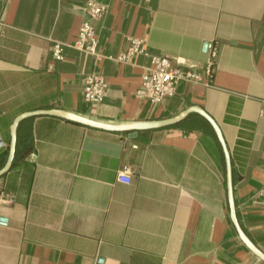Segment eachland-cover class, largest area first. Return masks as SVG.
<instances>
[{
	"label": "crops",
	"instance_id": "crops-1",
	"mask_svg": "<svg viewBox=\"0 0 264 264\" xmlns=\"http://www.w3.org/2000/svg\"><path fill=\"white\" fill-rule=\"evenodd\" d=\"M89 3L105 7L96 53L76 45ZM212 42L208 81L179 79L158 103L140 97L152 56L203 75ZM89 74L107 81L95 103L83 97ZM191 105L221 128L237 218L264 252V0H0V168L24 111L121 124ZM177 122L129 136L55 114L22 119L32 149L0 175V264H264L230 219L218 140Z\"/></svg>",
	"mask_w": 264,
	"mask_h": 264
},
{
	"label": "built area",
	"instance_id": "built-area-1",
	"mask_svg": "<svg viewBox=\"0 0 264 264\" xmlns=\"http://www.w3.org/2000/svg\"><path fill=\"white\" fill-rule=\"evenodd\" d=\"M105 7L89 3L85 9L87 18L84 19L78 29L76 45L83 50L96 53L98 46V39L93 20H97L104 12ZM131 45L129 52H133L140 48V40L136 38L130 39ZM62 48L59 45L55 46V56L61 57ZM207 60L203 66V75L196 71L193 66L182 70L179 61L173 64L172 59L167 55H154L151 57V63L148 70L143 73L141 83L137 88V92L141 98L148 100L151 103H158L164 100L167 96L174 94L175 83L179 79L189 81H208L213 72V66L217 56L216 42L210 43L207 48ZM127 54H121L119 58L126 59ZM107 89V81L101 74H89L86 76L83 88V97L88 102L100 101ZM130 167L123 166L118 172V180L121 182H128L130 175Z\"/></svg>",
	"mask_w": 264,
	"mask_h": 264
},
{
	"label": "water",
	"instance_id": "water-1",
	"mask_svg": "<svg viewBox=\"0 0 264 264\" xmlns=\"http://www.w3.org/2000/svg\"><path fill=\"white\" fill-rule=\"evenodd\" d=\"M206 43L204 44V47H206ZM190 111H195L198 112L200 115H202L211 125V128L213 129L216 138L221 145L223 157H224V162H225V182H226V193H227V200H228V207H229V214H230V219L237 231L238 236L240 239L244 242V244L249 247V249L255 253L258 257L264 260V252L258 248V246L248 237L244 229L239 223V220L237 218V213H236V207H235V202H234V195H233V190H234V184H233V176H232V163H231V157H230V152L228 149V145H226V141L224 140L223 134L221 132V128L218 126L216 121L205 111L202 107L198 105H191L188 106L185 110H183L181 113L178 115L165 118V119H158V120H145L144 121H134V122H126V123H121V124H113V123H107V122H102L99 120H94L91 118H88L86 116H82L77 113H73L67 110L63 109H58V108H51V109H36V110H31V111H24L19 113L18 115L15 116L13 119L11 125H10V142H9V150H8V156L6 158V161L4 165L0 168V175L5 173L7 170L12 165L14 155H15V150H16V142H17V126L18 123L25 117L34 115V114H39V113H48V114H55L58 116H62L64 118H68L71 120H75L78 122H82L84 124H88L91 126H96V127H101V128H106V129H113V130H128L129 136H135L136 135V130L140 128H150V127H158V126H163V125H168L172 124L174 122L179 121L182 119L188 112ZM1 139V138H0ZM1 142V140H0ZM4 217H0V221H4Z\"/></svg>",
	"mask_w": 264,
	"mask_h": 264
},
{
	"label": "trees",
	"instance_id": "trees-1",
	"mask_svg": "<svg viewBox=\"0 0 264 264\" xmlns=\"http://www.w3.org/2000/svg\"><path fill=\"white\" fill-rule=\"evenodd\" d=\"M174 125H179V126H183V127L191 128V129L192 128H203L204 130L209 132L211 135H213L214 138L217 140L216 135L213 129L211 128V125L209 124V122L197 112L188 113V115L185 118L175 123ZM31 149H32V142H31L30 132L24 131L22 134L18 132L16 150H15V155H14V159L12 162V166H14L19 160L24 159V157H26V154Z\"/></svg>",
	"mask_w": 264,
	"mask_h": 264
}]
</instances>
